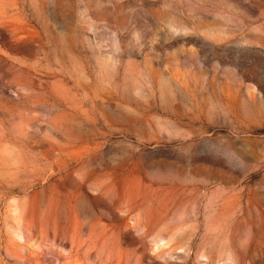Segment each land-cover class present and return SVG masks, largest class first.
Wrapping results in <instances>:
<instances>
[{
  "label": "rangeland",
  "instance_id": "374dc122",
  "mask_svg": "<svg viewBox=\"0 0 264 264\" xmlns=\"http://www.w3.org/2000/svg\"><path fill=\"white\" fill-rule=\"evenodd\" d=\"M0 264H264V0H0Z\"/></svg>",
  "mask_w": 264,
  "mask_h": 264
}]
</instances>
